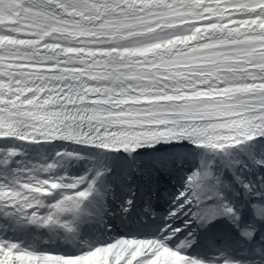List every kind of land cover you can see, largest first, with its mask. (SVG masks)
<instances>
[{
	"label": "snow or ice",
	"instance_id": "obj_1",
	"mask_svg": "<svg viewBox=\"0 0 264 264\" xmlns=\"http://www.w3.org/2000/svg\"><path fill=\"white\" fill-rule=\"evenodd\" d=\"M0 264H264V0H0Z\"/></svg>",
	"mask_w": 264,
	"mask_h": 264
}]
</instances>
